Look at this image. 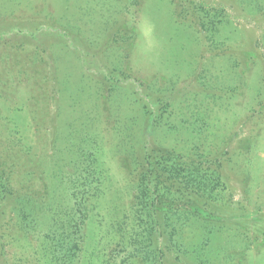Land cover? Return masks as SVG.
<instances>
[{"label":"rangeland","instance_id":"374dc122","mask_svg":"<svg viewBox=\"0 0 264 264\" xmlns=\"http://www.w3.org/2000/svg\"><path fill=\"white\" fill-rule=\"evenodd\" d=\"M200 7L222 10L214 34ZM83 133L99 135L110 175L86 245L133 204L126 155L146 140L155 157L208 154L224 185L215 203L191 198L205 216L175 242L157 228L161 264H264V0H0V264L42 238L23 234L17 196H33L43 233L45 206L67 203L66 149Z\"/></svg>","mask_w":264,"mask_h":264},{"label":"trees","instance_id":"16d2710c","mask_svg":"<svg viewBox=\"0 0 264 264\" xmlns=\"http://www.w3.org/2000/svg\"><path fill=\"white\" fill-rule=\"evenodd\" d=\"M199 11V26L214 34L225 19L222 10L200 7ZM124 39L122 36L121 44L125 46L133 37ZM123 58L121 66L126 63L127 55L124 54ZM98 136L83 133L74 143L68 142L67 166H71L72 173L66 178L60 177V182L66 185L68 201L45 206L48 225L44 233L36 224L39 221H36L37 207L33 196L16 197L17 219L26 239L31 230L42 235L38 247L34 248V255L22 263L18 258L16 264H161L163 253L154 246L152 239L157 228L166 230L170 242H175L174 237L180 235L191 219L199 220L205 216L198 211L199 208L192 207L191 198L215 203L218 193L224 191L218 160L209 159L208 154L207 158H197L195 148L193 156L157 152L155 157L148 151L145 140L141 159L136 157L133 146L126 155L131 156L130 165L133 166V204L121 218L106 222L107 228L102 236L106 240L99 242L101 238L97 239L98 246L95 242L86 245L80 232L82 225L87 224L89 213L98 207L110 188L109 170L101 160L102 145ZM4 184L0 185L1 196H5L8 190ZM99 248L101 251L97 250Z\"/></svg>","mask_w":264,"mask_h":264}]
</instances>
